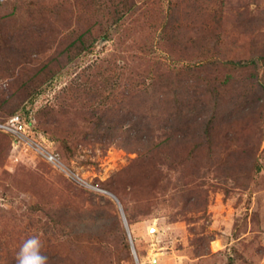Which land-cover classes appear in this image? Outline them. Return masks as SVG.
Returning a JSON list of instances; mask_svg holds the SVG:
<instances>
[{"label":"rangeland","instance_id":"rangeland-1","mask_svg":"<svg viewBox=\"0 0 264 264\" xmlns=\"http://www.w3.org/2000/svg\"><path fill=\"white\" fill-rule=\"evenodd\" d=\"M0 124V264H264V0H0Z\"/></svg>","mask_w":264,"mask_h":264},{"label":"clouds","instance_id":"clouds-1","mask_svg":"<svg viewBox=\"0 0 264 264\" xmlns=\"http://www.w3.org/2000/svg\"><path fill=\"white\" fill-rule=\"evenodd\" d=\"M41 244L37 236L23 241L17 253L16 264H47V256L41 253Z\"/></svg>","mask_w":264,"mask_h":264},{"label":"built area","instance_id":"built-area-1","mask_svg":"<svg viewBox=\"0 0 264 264\" xmlns=\"http://www.w3.org/2000/svg\"><path fill=\"white\" fill-rule=\"evenodd\" d=\"M16 118H17V119H12V120H13L12 122H15L16 120H18V121L20 120L18 116H17ZM14 124H15V123H14ZM0 127H2V128H7V129L13 131V133H14V132H15V133H18V129H17V128H14V127H12V126H10V125H7V124H0ZM39 152H40V154H41L43 157H45V159H46L48 162L52 163L53 166H55V167H57V168L61 167V165H62V161H61V159L59 158V155H58L57 153H54L53 151H50V150H48L47 148L45 149V148H43V147L39 149ZM63 169H64V168H63Z\"/></svg>","mask_w":264,"mask_h":264},{"label":"water","instance_id":"water-1","mask_svg":"<svg viewBox=\"0 0 264 264\" xmlns=\"http://www.w3.org/2000/svg\"><path fill=\"white\" fill-rule=\"evenodd\" d=\"M124 221H125V224L127 225V221H126L125 216H124ZM153 264H157V260L156 259H154Z\"/></svg>","mask_w":264,"mask_h":264}]
</instances>
